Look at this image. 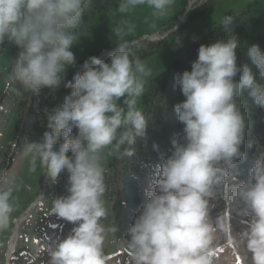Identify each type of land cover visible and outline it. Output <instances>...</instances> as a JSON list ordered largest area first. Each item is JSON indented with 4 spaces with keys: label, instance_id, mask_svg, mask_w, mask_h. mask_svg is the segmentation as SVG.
<instances>
[{
    "label": "clouds",
    "instance_id": "1",
    "mask_svg": "<svg viewBox=\"0 0 264 264\" xmlns=\"http://www.w3.org/2000/svg\"><path fill=\"white\" fill-rule=\"evenodd\" d=\"M173 2L120 0L117 11L123 15L147 5L154 16L164 17ZM89 3L0 0V45L7 40L21 49L11 75L26 91L55 90L64 82L67 68L76 64L72 48L79 41L82 14ZM232 22L228 15L220 25L228 30ZM115 34L119 49L111 62L96 56L85 61L84 70L65 83L72 91L64 103L47 113L50 131L44 132L42 141L25 145L30 172L42 170L52 183L63 172L69 174V194L52 200L51 213L77 226L67 237L48 245L49 264H109L104 251L107 230L102 224L107 215L103 153L108 149L121 157L132 156L127 147L121 148L147 138L148 120L137 100L151 69L127 51L122 42L125 28L118 26ZM238 47L235 35L201 45L191 70L177 79L186 98L175 105L184 125L183 142L173 140L174 150L161 166L157 189L146 193L129 227V238L123 241L133 264H213L211 246L224 220L213 222L210 209L219 196L243 205L242 215L250 219L240 242L251 264H264V153L243 183L234 188L229 183L230 177L235 179L236 161L246 158L241 146L247 120L239 98L246 91L264 108V85L257 82L251 68L244 65L236 79L241 73ZM247 55L264 78V51L253 44ZM74 129L76 137L68 138ZM17 190V183L0 172V232L10 227ZM44 251L40 249L38 255Z\"/></svg>",
    "mask_w": 264,
    "mask_h": 264
},
{
    "label": "rangeland",
    "instance_id": "2",
    "mask_svg": "<svg viewBox=\"0 0 264 264\" xmlns=\"http://www.w3.org/2000/svg\"><path fill=\"white\" fill-rule=\"evenodd\" d=\"M118 7L92 15L80 30L79 41L72 48L76 64L67 68L61 86L51 89L55 96L64 92L65 83L73 80L76 72L84 68L85 61L90 57L111 53L116 47L119 49L115 34L118 26L126 30L127 34L122 41L124 43L137 39L141 42L157 43L153 53L142 60L151 69V75L145 81V93L154 78L169 72L174 60L184 56L192 42L208 34L213 24L221 23L225 16H238L249 24H264V0H174L164 17L154 16L153 10L147 5L138 6L123 15L117 11ZM128 26H131V31H127ZM7 43L13 42L6 40L3 45ZM12 62L11 45H6L3 49L0 45V172L8 181H15L18 185L10 227L0 232V264H49L51 257L48 245L58 237H67L77 226L51 213L52 200L69 194V174L67 171L63 172L57 182L52 183L42 170L38 169L36 173L29 171L25 145L42 141L44 132L50 130L35 131L28 127L27 135L17 130L21 124L17 107L5 92L10 81L9 70ZM144 93L137 100V107L142 111ZM120 103L124 106L123 98ZM109 152L106 149L103 153L102 164L105 169ZM262 153L264 146L260 156ZM68 155H72L71 149ZM160 179V170L140 178L142 202L137 209V215L147 199L146 193L155 191ZM103 199L107 209V215L102 220L107 230L104 251L109 258V264H133L131 253L123 243L129 238L128 230L133 222L127 219L125 207L118 200H112L106 193ZM219 203L218 198L211 202L213 206L210 214L213 222L220 218ZM249 219L250 217L242 215L234 222L224 220V228L215 233L211 246L213 264H251L250 254L240 242V233ZM42 248L45 251L38 255Z\"/></svg>",
    "mask_w": 264,
    "mask_h": 264
},
{
    "label": "trees",
    "instance_id": "3",
    "mask_svg": "<svg viewBox=\"0 0 264 264\" xmlns=\"http://www.w3.org/2000/svg\"><path fill=\"white\" fill-rule=\"evenodd\" d=\"M119 4L120 0H90L82 14L80 30L87 24L92 15L117 7ZM196 12H199V10ZM220 24L214 23L208 34L192 42L187 47L186 54L174 60L169 72L163 73L151 82L149 89L143 96V113L148 120L147 138L138 139L133 146L126 145L121 148V151H123L127 147L134 154L121 157L112 151L109 152L108 164L105 169L106 195L112 200H118L125 207V215L133 223L138 216L137 209L142 202L139 186L140 178L160 170L164 160L174 150V139L183 142L184 125L178 120L175 105L186 98L177 84V79L184 71L191 70L193 62L198 57L199 47L210 45L219 40L227 41L230 35H235L240 43V47L237 49V62L241 67V73L238 74L236 79L238 80L239 75L243 74V66L247 65L251 68L257 82L264 85V78L260 76L258 68L247 55L248 47L253 44H258L261 50L264 51V24H249L240 20L238 16H233V22L228 30ZM9 44L13 52V62L9 70L10 81L5 92L13 105L17 107L19 123H21L17 130L27 135L26 128L28 127L35 131L48 129L47 113L62 105L70 91L66 87L59 96H55L49 88L40 89L37 93L26 91L18 81L12 79L11 75L14 60L18 57L21 49L14 43H7L6 45ZM125 44L127 45V51L133 58L143 60L153 53L157 43H146L137 39ZM6 45H2V49ZM116 51H118V47L114 48L111 53L97 57L110 63L111 55ZM93 66L96 67V65ZM83 70L84 68L81 71ZM239 102L241 111L245 114L247 120L245 140L241 146V150L246 153V158L237 160L236 166L232 169V176L235 179L233 180L230 177L229 183L233 188L247 179L250 169L254 167L255 162L260 158V152L264 146V108H261L252 98L248 97L246 91L239 98ZM76 134L77 129H74L68 138H75ZM218 200L220 202V218L233 220L234 222L237 217L242 216L240 212V209L243 208L242 204L229 203L223 196H219Z\"/></svg>",
    "mask_w": 264,
    "mask_h": 264
},
{
    "label": "bare ground",
    "instance_id": "4",
    "mask_svg": "<svg viewBox=\"0 0 264 264\" xmlns=\"http://www.w3.org/2000/svg\"><path fill=\"white\" fill-rule=\"evenodd\" d=\"M13 249V244L11 245V250Z\"/></svg>",
    "mask_w": 264,
    "mask_h": 264
}]
</instances>
